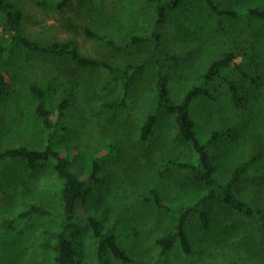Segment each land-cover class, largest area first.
<instances>
[{
	"label": "rangeland",
	"instance_id": "374dc122",
	"mask_svg": "<svg viewBox=\"0 0 264 264\" xmlns=\"http://www.w3.org/2000/svg\"><path fill=\"white\" fill-rule=\"evenodd\" d=\"M12 1L23 11L22 31L33 39L70 40L81 53L116 66L139 62L152 49L148 43L124 45L127 35H146L155 29V6L147 0H73L63 10L30 0ZM218 1L237 14H216L204 0H182L176 9L168 11L162 24V42L169 53L179 56L166 61L170 69L169 93L180 102L214 59L227 50L238 53L222 74L240 85L245 96L243 104L238 108L233 105L228 84L219 78L212 83L217 99L195 97L189 114L197 123V137L211 154L218 180L236 196L264 208V19L246 14L251 7L264 9V0ZM4 22L5 15L0 12V41L7 37L2 29ZM87 27L120 46L89 37ZM1 74L7 85L0 98V151L45 143L36 112L38 101L29 90L30 83L44 82L49 87L53 110L62 96L68 97L64 125L57 126L55 139L64 152L80 150L84 175L88 154L100 157L105 182L90 185L79 212L85 215L102 211L108 233L128 257L124 260L108 254L107 262L264 264V243L259 239L257 223L218 200L208 206V228L202 226L198 213L192 215L187 225L191 254L185 253L178 242L166 254H160L156 238L171 230L176 217L146 200L150 184L158 181L166 200L177 204L193 202L204 193L205 186L187 171L161 169L163 157L192 154L178 140L171 115L160 110L151 139L143 142L138 138L147 109L157 99L154 62L134 76L125 107L105 105L120 96L121 76L100 67L79 66L67 56L15 45L0 55ZM248 75L257 81H251ZM214 131L222 133L214 139ZM246 160V174L230 184L232 171ZM2 178L0 264H48L42 243L50 238L46 230L56 227L57 215L21 219L12 226H6L3 219L14 217L32 203L58 212L61 181L51 166L30 170L18 159L3 164ZM259 222L264 225V219ZM73 239L75 251L70 264H100L95 253L96 238L84 219L77 222Z\"/></svg>",
	"mask_w": 264,
	"mask_h": 264
},
{
	"label": "trees",
	"instance_id": "16d2710c",
	"mask_svg": "<svg viewBox=\"0 0 264 264\" xmlns=\"http://www.w3.org/2000/svg\"><path fill=\"white\" fill-rule=\"evenodd\" d=\"M36 5L50 7L57 10H63L73 0H30ZM155 6V29L146 35L129 34L126 36L124 45L150 44L152 49L149 54L139 62H128L125 66H116L111 62L81 53L77 46L70 40L60 41H39L26 35L22 29L23 11L12 0H0V12L5 15L3 32L7 35L5 40L0 41V55L10 50L15 45H20L30 51H36L45 54L58 56H67L70 60L79 66L100 67L106 72L116 77H122L123 88L120 96L112 101L105 103L110 107H125L126 96L131 87L134 76L141 72L144 67L154 62L156 70V90L157 99L149 106L146 118L140 128L138 138L146 142L151 139L158 122V112L165 111L172 116L174 127L178 140L188 147L191 155L177 158L163 157L161 169L164 171L182 170L187 171L196 182L205 186L204 193L191 203L182 204L166 200L164 190L158 181L150 184L149 196L146 200L152 201L157 209L164 211L176 217L171 230L162 236L156 238V243L160 247V254L164 255L177 242L182 246L187 254L193 252L189 236L187 234V225L192 215L198 213L202 226L206 229L210 226V213L208 206L211 201L218 200L223 205L234 209L247 218H251L258 225L260 235L259 239L264 243V225L259 220L264 219V208H259L251 203L236 196L227 185L221 183L215 176L214 165L211 160V154L207 147L201 143L196 133V121L190 114V104L193 99L199 95H204L211 100H216L215 88L212 83L221 78L227 84L230 91L232 103L235 107H240L245 99L241 92V87L236 81H228L223 71L237 57L235 50L224 51L219 57L214 59L200 75L198 80L183 95L180 102H175L169 93L170 69L166 61L177 60L178 55L168 52L162 42V24L166 21L169 10L176 9L182 0H147ZM216 14L236 15L233 9L223 8L218 0H204ZM250 17L264 19V9L262 7H251L246 11ZM89 37L96 38L112 47H119L120 44L113 40H105L102 34L85 29ZM122 45V44H121ZM251 81L256 82L257 78L248 75ZM4 75H0V98L3 95L7 81ZM29 90L37 98L36 112L43 128V137L45 143L40 146L21 144L17 146L6 147L0 151V192L3 187L2 166L8 160L18 159L26 163L30 170L45 168L51 166L61 181L58 192L59 211L36 203L20 210L12 218H4L3 223L6 226H12L14 222L21 219H32L34 217H47L56 214L58 222L53 230H46L50 238L46 239L42 245L48 256V264H70V260L75 251L73 232L77 222L84 219L91 227L93 236L96 238V258L100 264H110L106 260L108 254L115 258L127 260L125 252L119 247L116 238L108 233L103 212L94 211L88 214H80L79 209L84 199L89 195L90 185L104 184L105 179L102 175L100 157L88 154L86 163L87 172H82L80 165V150L77 148L72 151H63L57 145L55 133L58 125H64L62 119L66 116L69 108V99L62 96L57 107L53 110L49 100V87L44 82H32L29 84ZM56 116V117H54ZM221 131H214L212 137L215 139L221 135ZM110 151H113L111 149ZM249 161H243L235 167L230 175V184L238 182L246 174ZM87 175V176H86ZM115 229L114 227H111ZM227 264H238L237 262H228Z\"/></svg>",
	"mask_w": 264,
	"mask_h": 264
}]
</instances>
